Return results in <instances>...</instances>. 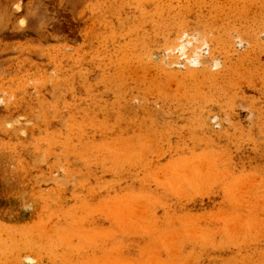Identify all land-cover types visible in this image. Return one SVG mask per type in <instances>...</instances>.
Returning <instances> with one entry per match:
<instances>
[{"label":"rangeland","instance_id":"1","mask_svg":"<svg viewBox=\"0 0 264 264\" xmlns=\"http://www.w3.org/2000/svg\"><path fill=\"white\" fill-rule=\"evenodd\" d=\"M0 264H264V0H0Z\"/></svg>","mask_w":264,"mask_h":264}]
</instances>
